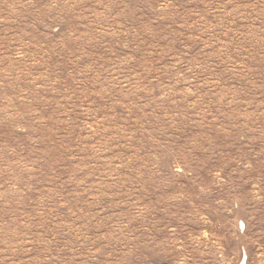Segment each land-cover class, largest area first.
I'll list each match as a JSON object with an SVG mask.
<instances>
[{"label":"rangeland","instance_id":"1","mask_svg":"<svg viewBox=\"0 0 264 264\" xmlns=\"http://www.w3.org/2000/svg\"><path fill=\"white\" fill-rule=\"evenodd\" d=\"M0 264H264V0H0Z\"/></svg>","mask_w":264,"mask_h":264}]
</instances>
